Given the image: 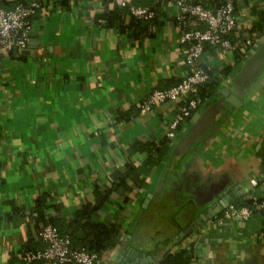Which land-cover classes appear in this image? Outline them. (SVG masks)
I'll use <instances>...</instances> for the list:
<instances>
[{"label": "crops", "instance_id": "0c3cea01", "mask_svg": "<svg viewBox=\"0 0 264 264\" xmlns=\"http://www.w3.org/2000/svg\"><path fill=\"white\" fill-rule=\"evenodd\" d=\"M41 1L27 47L0 49V264H39L18 257L26 245L42 246L33 220L38 197L47 216L68 220L105 186H112L109 197L92 216L118 221L120 233L95 264H155L181 245L193 250L190 264H264L263 211L224 224L206 217L227 196L264 195V69L241 104L215 115L176 157L203 105L171 138L166 131L180 98L140 106L151 89L173 84L195 64L214 71L218 88L228 86L251 53L238 55L244 35L264 27V0H234L231 50L206 45L194 61L179 41L173 3L133 0L155 12L137 20L112 0ZM145 143L157 158L148 168V152L138 149ZM127 163L137 170L113 188L114 172ZM200 213L199 228L180 237Z\"/></svg>", "mask_w": 264, "mask_h": 264}, {"label": "built area", "instance_id": "2783aa9c", "mask_svg": "<svg viewBox=\"0 0 264 264\" xmlns=\"http://www.w3.org/2000/svg\"><path fill=\"white\" fill-rule=\"evenodd\" d=\"M118 7H126L135 17L151 18L154 10L147 4H135L133 0H112ZM161 3H173L175 23L179 30V41L186 44L185 57L194 61L203 52L206 45L219 47L230 51L233 43L231 34L236 28L233 0H223L216 5L208 6L196 0H154ZM44 7L41 0L18 1L12 7L0 5V49L3 51H22L27 47L30 31L33 25V16ZM264 38V27L256 33L244 35V50L252 52L257 42ZM209 77L207 69L195 64L192 71L175 83L166 87H154L146 98L140 102L143 108H151L161 102L180 98L176 111L168 124L166 136L172 137L181 122L198 109L201 98L197 95L198 85ZM256 184L255 178L250 179ZM252 206L236 205L234 202L221 207L211 215L209 223L224 224L228 220L248 218L253 209L264 210V195L250 196ZM37 235L42 246L36 249H24L18 252V257L26 262L40 261L41 264H95L99 255L89 251L84 246L72 245L68 233H61L50 223L41 225ZM182 247V245L180 246ZM155 264H158L157 262Z\"/></svg>", "mask_w": 264, "mask_h": 264}, {"label": "trees", "instance_id": "16d2710c", "mask_svg": "<svg viewBox=\"0 0 264 264\" xmlns=\"http://www.w3.org/2000/svg\"><path fill=\"white\" fill-rule=\"evenodd\" d=\"M18 1L25 0H16L14 4ZM160 3L158 1H155ZM234 3V0H233ZM13 4V5H14ZM0 5L6 8H10L13 5L9 3L8 5L4 0H0ZM115 8H119L116 6ZM109 14L107 11L103 14V17L106 20ZM155 16V12H154ZM138 18L137 20H150L154 18ZM108 18V19H107ZM264 18V17H263ZM262 24L264 25V19ZM263 29V28H262ZM209 45V44H208ZM13 51V50H11ZM239 55V54H238ZM236 53H234V57L238 58ZM209 77L206 81L198 85L197 95L201 98V104L198 109L202 107L204 101L209 98V96L215 92L219 86V79L217 75H214V71L211 68H206ZM229 67H225L223 72L229 71ZM178 81V80H177ZM175 83V82H174ZM196 111V110H195ZM194 111V112H195ZM193 114V113H192ZM190 118L187 117L186 119ZM166 141V140H165ZM152 146L151 143H145L138 145V149L145 150L148 152L147 157L145 159V165L148 167L152 166L156 163V156H152L150 154ZM163 148H158V152L162 153ZM262 162L264 164V152L261 154ZM137 170L130 163L126 164V170L123 173L115 171L112 177L113 188L116 186H126V180L129 175L133 171ZM112 190V186H105L104 188L95 187L94 189V199L91 202H84L79 206L71 215L68 220H64V218H56L50 217L46 215L45 208L47 204H45L44 199L42 197H38L36 199L35 205L33 207L34 214L33 220L35 222V226L39 228L41 225L50 223L55 225L61 233H68L70 236L72 245H80L87 248L89 251L96 252L99 256L107 249L112 248L118 239V235L120 233V223L115 220H100L93 218V214H95L96 210L105 202L109 197V193ZM236 205L246 204L248 206H252L253 198L248 196H240L235 197L233 201ZM256 210V209H253ZM264 212V210H262ZM38 247L26 245L24 249H36ZM23 249V250H24ZM193 257V250L190 247H177L175 249H168L163 252L160 259L157 260L158 264H190ZM39 264L40 261H37Z\"/></svg>", "mask_w": 264, "mask_h": 264}, {"label": "water", "instance_id": "95a60500", "mask_svg": "<svg viewBox=\"0 0 264 264\" xmlns=\"http://www.w3.org/2000/svg\"><path fill=\"white\" fill-rule=\"evenodd\" d=\"M264 69V38L257 42L255 49L243 60L240 67L232 74L229 79L228 86L219 87L215 91L213 99L207 98L203 104V110L196 112L192 117V125L173 152L174 157L179 156L202 131H204L210 123L215 120V115L220 114L229 106L237 107L241 104L240 95L249 87L259 73ZM232 198H227L220 203L218 208H211L209 217L224 205L232 202ZM197 221H193L186 229H181L180 237L188 233L193 227L200 223L204 214L200 213Z\"/></svg>", "mask_w": 264, "mask_h": 264}, {"label": "flooded vegetation", "instance_id": "af4514ba", "mask_svg": "<svg viewBox=\"0 0 264 264\" xmlns=\"http://www.w3.org/2000/svg\"><path fill=\"white\" fill-rule=\"evenodd\" d=\"M224 201V198L220 199L215 206H220V203Z\"/></svg>", "mask_w": 264, "mask_h": 264}, {"label": "rangeland", "instance_id": "374dc122", "mask_svg": "<svg viewBox=\"0 0 264 264\" xmlns=\"http://www.w3.org/2000/svg\"><path fill=\"white\" fill-rule=\"evenodd\" d=\"M241 63H242V61H241ZM241 63H240V65H241ZM240 65H238V66H240ZM212 214H213V213H212ZM212 214H211V215H212ZM210 217H211V216H209V218H210ZM196 227H197V226H195V228H196ZM198 228H199V226H198L196 229H198Z\"/></svg>", "mask_w": 264, "mask_h": 264}]
</instances>
